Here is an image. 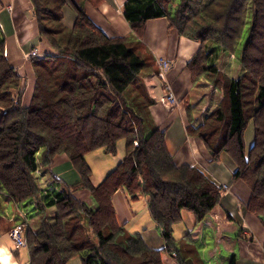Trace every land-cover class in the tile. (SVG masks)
Here are the masks:
<instances>
[{
	"label": "trees",
	"instance_id": "1",
	"mask_svg": "<svg viewBox=\"0 0 264 264\" xmlns=\"http://www.w3.org/2000/svg\"><path fill=\"white\" fill-rule=\"evenodd\" d=\"M31 1L50 52L32 60L35 88L28 106L22 104L23 77L4 55L0 34V195L19 205L34 202L43 214L39 232L22 223L30 264H68L76 258L83 264H164L163 254L188 264L191 247H178L174 227L183 212L201 224L222 201L225 187L197 167L177 166L165 130L153 122L155 102L142 81L159 76L160 69L141 42L151 20L166 19L180 36L201 42L189 63L193 80L205 77L223 100L188 131L203 141L213 160L230 157L237 168L234 179L251 190L246 209L264 219V0H126L130 37H109L89 17L87 5L101 0ZM65 7L76 14L72 28L64 24ZM251 11L238 59L243 73L231 78L216 62L221 51L237 53ZM251 122L254 142L247 151ZM122 140L124 158L94 184L86 156L96 150L116 154ZM61 155L73 164L80 183L65 191H42L35 178L39 161L52 166ZM79 189L90 192L94 205L74 195ZM120 190L133 201L148 198L163 249L149 247L140 232L119 223L113 200ZM53 207L56 216L50 222L45 214ZM229 264H236L235 257Z\"/></svg>",
	"mask_w": 264,
	"mask_h": 264
},
{
	"label": "crops",
	"instance_id": "2",
	"mask_svg": "<svg viewBox=\"0 0 264 264\" xmlns=\"http://www.w3.org/2000/svg\"><path fill=\"white\" fill-rule=\"evenodd\" d=\"M125 2L126 0H101L98 5L88 4L87 13L97 27L109 37H130L133 36V30L123 15ZM63 13L64 24L72 28L76 14L70 7H65ZM0 30V34L5 37L4 55L23 77L22 104L27 106L34 93L35 73L33 59L28 60L26 55L37 50L39 58H42L50 52L47 42L41 38L32 1L0 0ZM141 42L153 54L155 63L159 59L172 62L166 79L160 75H150L142 82L148 86L150 96L155 102L151 108L153 122L165 130L167 147L174 156L175 163L179 167H197L213 181L225 187L221 203L201 224H196L192 214L183 212V221L174 227L178 247H191L188 264H208L202 245H211L209 240L213 242L208 254L210 259L222 257L223 250L226 255H230L228 264L232 257H235L236 264H264V219L246 209L251 198L250 188L243 181L234 179L237 168L227 154H222L219 160H213L203 141L188 131L189 127L202 124L205 117L220 103V91L205 77L195 82L189 69V63L201 48V42L180 36L175 29L170 28L166 19L149 21ZM226 74L235 78L228 72ZM167 84L170 85V93L165 90ZM168 94H172L179 101L178 105L168 104ZM188 107H192L190 114ZM203 113L206 114L202 118ZM252 129L254 124L251 122L247 128L250 133L246 134L247 151L254 142ZM35 178L42 191L52 188L65 191L81 181L66 155L56 158L52 166H45L40 160ZM94 182L96 185L99 183L98 180ZM74 195L83 202L94 205L88 190L79 189ZM113 201L121 225H125L130 232H140L149 247L163 249L164 241L160 229L148 211L147 197L142 196L138 201H133L125 190H120ZM141 201L142 206L137 204ZM4 203L9 207L12 205L11 210L8 211L7 207L5 209ZM32 204L37 208L34 202ZM7 211H12L11 216L5 215ZM141 211L145 212V215L141 216ZM45 215L47 220L54 222L55 208H48ZM18 217L22 218L20 222H17ZM42 217L43 214L39 211L32 220H28L29 216L19 204L5 195H0V264H30L27 247L17 246L10 233L19 223H27L30 230L39 232ZM187 235H190L191 240L185 238ZM19 248L26 249L22 251ZM163 262L178 264L175 257L168 254H163ZM68 264L83 263L80 258H76Z\"/></svg>",
	"mask_w": 264,
	"mask_h": 264
},
{
	"label": "rangeland",
	"instance_id": "3",
	"mask_svg": "<svg viewBox=\"0 0 264 264\" xmlns=\"http://www.w3.org/2000/svg\"><path fill=\"white\" fill-rule=\"evenodd\" d=\"M252 16H253V12L251 11L250 16L248 17L249 21L247 24V28H246L244 37L242 39V42L240 44V47H239L237 53L234 56H232L231 54H229L227 52H223L220 49H218V51H221V53H220L219 61H217L216 64L218 65V68L219 67L221 68L220 70L222 71V73L224 72L226 74L228 72L231 76H234L235 78L241 77V75L243 73V68H241V65H240V62L238 59H240L245 41L248 39L249 29H250L251 22H252V18H251ZM34 51H37V50H34ZM32 52L33 51H31L30 53H32ZM30 53H28V54H30ZM37 53H38V51H37ZM28 54L26 55V58L28 60L33 59V58H30L28 56ZM220 94H221V96L218 94V99H220V102H222L223 94L221 92H220ZM30 103H28V105H30ZM177 103H179L178 100H177ZM168 104L174 105L170 102H168ZM206 113H207V111H206ZM206 113L202 114V118H203V116H205ZM252 130L254 133V129H252ZM249 133H250V131H247L245 133V138H246V134L248 135ZM249 145H250V143L248 144V146ZM124 147H125V141L122 140V141L118 142V144H117L116 154L110 155V154L104 153L103 150H96L92 153H89L86 156L87 162L89 163V165L91 166L92 171H93V175H92L93 176V178H92L93 183H95L94 182L95 180L96 181L98 180L99 183L102 182L104 180V178L114 169L115 165L118 164L119 160L124 158V156H125ZM248 150H250V148H248ZM142 202L143 201H141L137 204L142 206L143 205ZM20 206L25 210L26 214L29 216L28 220H32L31 218L35 215H38V213H39V211L32 204V202H27L25 204H21ZM6 207L9 211V210H11L12 205L9 207V206H6V204H5V209H6ZM8 211L6 213L4 212L5 215L11 216L12 211L10 213ZM143 211H141V216L145 215V212L143 213ZM82 218H83V224H84L88 234L91 235V238L93 239V241L96 242L97 239L92 235L90 228H89V225H88V219H87L88 217L84 216ZM17 220H18L17 222H20L22 220V218L18 217ZM19 224H22V223H19ZM176 235H178V233ZM208 242H211V243H209L211 245L204 246L201 244L203 249H205L204 253H205V256L207 258L208 264H228V259H229L230 255L229 256L226 255L223 250H221L222 257L216 256L215 259H210L208 257L210 249L213 246V242L211 240H209ZM19 249H22V251H23L26 248H19ZM153 249H155V248H153ZM156 250H159V249H156ZM222 258H224V259H222Z\"/></svg>",
	"mask_w": 264,
	"mask_h": 264
},
{
	"label": "built area",
	"instance_id": "4",
	"mask_svg": "<svg viewBox=\"0 0 264 264\" xmlns=\"http://www.w3.org/2000/svg\"><path fill=\"white\" fill-rule=\"evenodd\" d=\"M28 56L30 58H39V53H37V51H33L32 53L28 54ZM157 64L160 69L161 78L166 79V75L172 68V62L166 59H159ZM170 89V85L167 84V89L165 90L170 93ZM167 101L174 105H178L176 98L172 94H168ZM26 227L27 225L25 224H16L11 230V239L19 247H26Z\"/></svg>",
	"mask_w": 264,
	"mask_h": 264
}]
</instances>
